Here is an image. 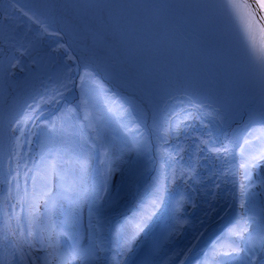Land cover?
I'll return each instance as SVG.
<instances>
[{
	"label": "rangeland",
	"instance_id": "obj_1",
	"mask_svg": "<svg viewBox=\"0 0 264 264\" xmlns=\"http://www.w3.org/2000/svg\"><path fill=\"white\" fill-rule=\"evenodd\" d=\"M37 1L0 0V191L3 182L12 186L2 166L12 157V150L22 135L30 129L34 142H42L50 130L65 125L67 118L78 121L83 116L86 122L92 123V128L96 129L93 132L95 138H104L110 147L113 165L111 180H104L101 187L95 180L77 176L66 194L61 196V189L55 194L51 200L55 208L50 212L48 205L49 214L34 216L36 224L32 226V233L38 231L42 239L55 241L56 229L67 228V218L74 220L72 227L77 233L84 230V221L79 218L88 206L80 197L89 193L92 200L99 203L113 197L117 187L124 188L130 162L143 156V141L149 138V133L161 135L160 119L164 120L161 123L167 129L174 113L185 112L192 106L202 109L213 101L210 98L217 97L211 78L221 91L218 100L225 99L223 92L239 97L252 88L258 90V96L262 94L259 90L262 80L241 46L238 25L230 11L222 7L227 0H191V7L176 0ZM250 11L253 26L259 31L264 24ZM250 102V98L245 100L248 121H254L263 112L260 106L248 111ZM220 111L227 118L242 117L238 116V111H233V107L203 108L204 114L200 112V115L212 124V130L204 125L199 128L194 117L188 122L186 132L190 135L185 141L209 137L213 145L218 144L221 126L215 122ZM149 114L151 128L147 133L145 124ZM28 118V127L23 130L22 123ZM133 124H138V129L135 127L131 131ZM256 129L257 133L263 130L261 125ZM209 132V136L204 135ZM255 143L259 141L251 142ZM52 146L60 148L62 141H55ZM197 150L206 152L210 160L218 159L220 168L222 158L216 151L207 152L205 146L184 147L186 153L180 154L187 159ZM150 154L146 153V158ZM157 155L160 157L159 151ZM64 158L67 164V156ZM232 159L234 162L236 156ZM57 161L62 163L63 159ZM145 163L138 162L137 166L143 167ZM190 164L193 168L198 166L194 162ZM48 168L49 180L58 182L52 158ZM69 172H74L72 167ZM193 173L196 179L187 189L198 196L207 213L214 216L210 222L215 223L227 211L231 197L235 195L245 196L243 207L253 206L256 211L254 216L244 215L239 224L243 231L238 224H233L232 237L236 239L231 242L240 249L228 256H220L222 264H256L248 256L251 252L257 256V264H263L264 237H260L259 230L253 229H260L264 223V160L254 163L252 170L246 173L236 167L235 174L239 179L219 182L215 190L210 184L222 176L220 170L202 166ZM15 183L14 180L13 185ZM61 199L66 205L57 213ZM223 201L226 204H220ZM157 215H153L155 220ZM57 221L59 224L53 228L51 225ZM13 222L21 229L20 220ZM148 225V222L137 226L127 224L129 238L137 236L139 228ZM23 226L17 239L28 263L53 264L49 252H45L48 259L45 263L44 258L28 250L32 235L27 219ZM205 230L199 234L198 243ZM261 231L264 233V228ZM247 235L249 240L244 241ZM75 239L78 240V236ZM242 243L244 246L241 247ZM206 244L205 239L199 245L204 248ZM215 250H218L217 246ZM85 258L88 264H106L92 252L86 253ZM185 264H193V258Z\"/></svg>",
	"mask_w": 264,
	"mask_h": 264
},
{
	"label": "bare ground",
	"instance_id": "obj_2",
	"mask_svg": "<svg viewBox=\"0 0 264 264\" xmlns=\"http://www.w3.org/2000/svg\"><path fill=\"white\" fill-rule=\"evenodd\" d=\"M25 1L30 2L31 0H25ZM32 1L33 3L38 2L37 0H32ZM176 1L182 2L186 7L192 6L191 0H176ZM259 2L261 4H264L263 0H259ZM260 21L262 22V20ZM75 33H77V31ZM259 90H260V94L261 93L262 94L260 95V97H258L259 98L258 102L255 105L250 106L248 111L264 103V81H262V84ZM206 96H207V92H206ZM194 117L199 118L198 125L199 124L203 125V122H205L210 128L212 127L210 122H206L193 109H186L185 112L175 113L168 127L169 134L172 139V146L175 149V155L173 158L178 159V154L180 153L179 151L182 150L183 147H193L194 145H198V144L205 146L207 148V151H210V150L219 151L221 157L223 158L222 169L228 173V176H230L229 177L230 181L235 180L233 176V173H234L233 165H232L233 160L231 159L230 152L227 151L223 143L213 145L209 137L196 138L195 141H190L189 143L185 141L188 139L190 135V133L186 132V130L189 128L188 122H190L191 119H193ZM206 124H204V126H206ZM170 150H171V147H168L169 152ZM193 159H194L195 164L198 165L199 167L205 166L208 163L206 153H201L199 151H196L193 154ZM179 179L182 184L178 192L182 193L184 197L179 206L173 207L167 211V215H168L167 217L170 221V225L172 226V229L169 231L161 248L156 253L152 264H175L180 257L176 261H174L175 260L174 259L172 262L167 263L172 251L176 248L178 249L180 255H182L183 252L189 247L193 238L197 235V233L200 231V229L203 226V224H196L194 227L187 230L186 233L191 232V235H193L194 232H196V235H194V237L192 238L190 242L187 241L188 235L186 238H184L183 242H180L181 240V238L179 237L180 219L188 218L194 214V209L192 208L193 207L192 204L195 202H198V199L194 198L195 196L191 192L184 190L185 185H188L193 179H196L195 174H193V172L188 171L186 172V174L180 175ZM212 182L215 183L216 181L212 180ZM229 188H228V191H229ZM206 215L208 216L207 218L208 220L213 219L212 214L207 213ZM15 243L16 242H15V239L12 233V229L9 227L7 223V218L5 216L4 210L0 202V264H24V262L20 258L18 249L14 245ZM179 263L180 262L176 264H179Z\"/></svg>",
	"mask_w": 264,
	"mask_h": 264
},
{
	"label": "snow or ice",
	"instance_id": "obj_3",
	"mask_svg": "<svg viewBox=\"0 0 264 264\" xmlns=\"http://www.w3.org/2000/svg\"><path fill=\"white\" fill-rule=\"evenodd\" d=\"M222 7L230 11L238 25L237 31L245 55L258 76L264 81V27L257 31L253 26L251 5L240 3L238 0H227ZM259 8L264 9V4L259 5ZM260 20H264V16H261ZM134 167L135 162H132L130 170H134Z\"/></svg>",
	"mask_w": 264,
	"mask_h": 264
},
{
	"label": "trees",
	"instance_id": "obj_4",
	"mask_svg": "<svg viewBox=\"0 0 264 264\" xmlns=\"http://www.w3.org/2000/svg\"><path fill=\"white\" fill-rule=\"evenodd\" d=\"M192 1L194 2V0H192ZM210 82H211V84H212V88H213L215 91H217V90H218V89L216 88L217 85H215V84L213 83L212 80H210ZM206 92H207V91H206ZM236 108H238V107L236 106ZM24 121H26V119H25ZM27 121H28V120H27ZM263 121H264V112H263L262 114H260V116H259L258 118H256L254 121H250V122L245 126V128H247L250 124H253V125L261 124V125H262L261 128L263 129V130H261V131L263 132V131H264V124H263ZM234 129H235V130L233 131V133H234L235 137H240V136H241L240 133H239L240 127L237 126V127H235ZM36 165H37V164H36ZM145 180H146V188H147L149 185H153V184L156 183V181H157V176H156V174H152V175L148 176L147 173H146V174H145ZM227 221H228V220H226L223 224H226ZM220 226H221V225H220ZM220 226H218V227H220ZM218 227H217V226H214V227H212V229L216 230Z\"/></svg>",
	"mask_w": 264,
	"mask_h": 264
},
{
	"label": "water",
	"instance_id": "obj_5",
	"mask_svg": "<svg viewBox=\"0 0 264 264\" xmlns=\"http://www.w3.org/2000/svg\"><path fill=\"white\" fill-rule=\"evenodd\" d=\"M241 1L252 6L251 9L253 13L257 16V18L264 16V9L259 8V5H261L259 0H241ZM262 22L264 23V20H262Z\"/></svg>",
	"mask_w": 264,
	"mask_h": 264
}]
</instances>
